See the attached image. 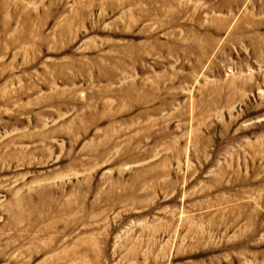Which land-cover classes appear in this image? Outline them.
<instances>
[{
    "label": "rangeland",
    "instance_id": "1",
    "mask_svg": "<svg viewBox=\"0 0 264 264\" xmlns=\"http://www.w3.org/2000/svg\"><path fill=\"white\" fill-rule=\"evenodd\" d=\"M0 264H264V0H0Z\"/></svg>",
    "mask_w": 264,
    "mask_h": 264
}]
</instances>
